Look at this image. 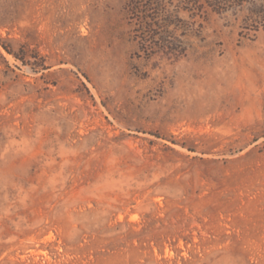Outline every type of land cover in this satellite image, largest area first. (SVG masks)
Returning a JSON list of instances; mask_svg holds the SVG:
<instances>
[{
	"label": "rangeland",
	"instance_id": "rangeland-1",
	"mask_svg": "<svg viewBox=\"0 0 264 264\" xmlns=\"http://www.w3.org/2000/svg\"><path fill=\"white\" fill-rule=\"evenodd\" d=\"M0 0V264H264V0Z\"/></svg>",
	"mask_w": 264,
	"mask_h": 264
},
{
	"label": "trees",
	"instance_id": "trees-1",
	"mask_svg": "<svg viewBox=\"0 0 264 264\" xmlns=\"http://www.w3.org/2000/svg\"><path fill=\"white\" fill-rule=\"evenodd\" d=\"M128 5L132 11H140L142 10L141 0H128Z\"/></svg>",
	"mask_w": 264,
	"mask_h": 264
}]
</instances>
